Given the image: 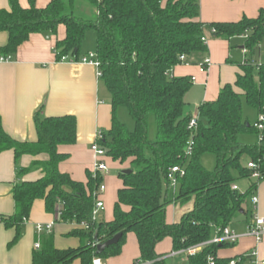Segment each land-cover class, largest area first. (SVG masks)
<instances>
[{
    "label": "trees",
    "instance_id": "obj_1",
    "mask_svg": "<svg viewBox=\"0 0 264 264\" xmlns=\"http://www.w3.org/2000/svg\"><path fill=\"white\" fill-rule=\"evenodd\" d=\"M11 9L0 10V33L9 35L8 44L0 48L4 59L17 54L19 48L36 34L56 36L61 27L66 30L63 40L56 43L57 62L62 57L80 60L79 54L86 33L97 35V60L101 82L112 98L113 123L100 142L107 159L123 170L118 178V191L113 220L92 221L95 193L104 178L87 173V183L75 181L59 170L69 159L61 147L77 142V119L74 116L39 118L36 116L38 141L19 143L7 135L0 118V154L15 153L16 163L23 156L46 155L45 162H34L19 169V183L14 188L15 214L2 218L6 228L15 229L10 246L18 243L21 227L29 220L34 203L43 200L50 213L60 214L64 223H88L74 235L81 239L76 249L59 250L53 237L43 239L34 251L33 264H93L121 256L127 236H136L140 258L144 264H168L157 247L171 239L173 251L180 252L208 243L217 229L230 227L236 216L253 197L258 183L264 179V63L252 60L238 64L235 83L224 86L218 98L198 108L199 123L195 135L189 130L193 116L189 115L186 96L193 87L192 78H175L173 70L181 65V56L190 58L207 51L203 38L229 40L246 36L245 49L250 56L264 46V11L256 19L234 23L205 24L200 21V0H84L96 10L94 20L75 15L76 0H53L39 8L35 0L23 8L19 0H9ZM244 102L257 111L258 120L252 125L244 115ZM125 107L135 121L130 132L117 119L119 108ZM155 117L157 139L150 141L148 125ZM255 135L257 142L246 144L241 138ZM192 142V143H191ZM190 152V153H189ZM216 158L213 171L207 170L202 159ZM255 163L257 170L247 165ZM174 167L185 169L173 200L169 198L168 174ZM129 170L131 173L125 174ZM41 171L42 178L28 182L23 177ZM258 171L261 178L241 193L234 190L239 182L253 180ZM102 199V198H101ZM171 205L191 209L179 222L169 223ZM123 233L121 241L97 254V245ZM233 245H210L186 264H245L249 256L221 259L218 252Z\"/></svg>",
    "mask_w": 264,
    "mask_h": 264
},
{
    "label": "crops",
    "instance_id": "obj_2",
    "mask_svg": "<svg viewBox=\"0 0 264 264\" xmlns=\"http://www.w3.org/2000/svg\"><path fill=\"white\" fill-rule=\"evenodd\" d=\"M35 1L39 8H43L53 0ZM19 3L23 8L30 7V0H19ZM10 9L9 0H0V10L10 11ZM262 11H264V0H200L199 19L205 24L234 23L245 18L256 19ZM65 36L64 27L59 29L56 36L51 33L36 34L22 45L17 54L10 57V60L0 55V118L5 133L12 139L19 143L33 144L38 141L35 122L37 115L41 119L74 116L77 119V142L73 146L60 148L62 153L69 155V159L60 164L59 170L69 174L77 182L87 183V173H93L97 162L91 150L97 132L102 130L108 133L112 128V98L98 78L97 69L94 66L57 62L56 43L63 40ZM8 40L7 33H0V48L5 47ZM245 41L246 36L229 40L209 38L205 53L188 58V63L181 64L173 70L172 74L175 78L195 80L186 96L188 111L193 105L198 113V108L202 104L213 102L218 98L224 86L233 85L239 73L238 64H244L249 60L257 63L254 56L256 52L250 56L245 49ZM86 56L88 55L81 48L79 58ZM208 57L212 61V66L208 74H203L200 72L199 65ZM243 105L245 109L247 104L244 102ZM189 113L193 118L198 115L191 111ZM47 160L46 155L23 156L16 163L13 151L0 154V219L15 214L14 188L20 181L19 169H27L34 162ZM105 161L109 170L111 167H117V164L110 159ZM42 176L41 171H36L25 175L22 180L33 182ZM111 180L109 172L104 177L106 192L101 195L105 209H109L106 222L113 220L114 206L112 208V204L110 205L112 199L110 195L114 194L113 198L116 201L118 191L122 188L119 178L113 183ZM246 181L244 190L241 189L240 182L237 184L238 191L241 193L246 192L253 182H257L254 179ZM254 194L259 198L256 213L264 219V179L258 183ZM253 215L250 198L244 210L236 216L231 225L232 229L240 235L239 241L229 248L221 249L218 252L219 258L234 259L249 256L257 251L256 261L249 259L245 264H264V241L258 243L254 237L247 234ZM174 221L175 218L168 222L174 223ZM49 224H54L51 236L57 249H76L81 246V239L74 233L82 227L76 223L62 222L58 215L47 211L43 200H37L29 220L25 221L21 227V237L15 245L10 246L16 236L15 229H8L4 223H0V264H33L35 245L50 236L38 234L37 226ZM215 234L216 231L213 237ZM128 236L132 238V243L125 244L121 256L103 261L104 264H137L136 261L140 257L138 241L135 235ZM161 244H164L163 247ZM161 244L158 245L157 252L167 257V261L182 255L171 257L174 253L171 239H166ZM170 248L171 254L168 252ZM187 261L188 256L185 263ZM73 264L82 263L76 261Z\"/></svg>",
    "mask_w": 264,
    "mask_h": 264
},
{
    "label": "built area",
    "instance_id": "obj_3",
    "mask_svg": "<svg viewBox=\"0 0 264 264\" xmlns=\"http://www.w3.org/2000/svg\"><path fill=\"white\" fill-rule=\"evenodd\" d=\"M202 41L204 42V44L206 45L208 44L207 38H203ZM58 62L59 63H71V64L81 63V64L92 65L97 69L98 78L101 79L102 77V73L100 71V63L97 60V56L94 54H90L84 58H81L80 60H76L73 57L66 56V57H62L61 60H59ZM180 62L181 64L188 63V58L186 56H181ZM211 66H212V61L208 57L203 61L202 64L199 65L200 72L203 74H208ZM192 81L194 84L195 80L193 79ZM260 120L264 122V118H261ZM198 123H199V117H194L192 121L190 122L189 130L191 131L192 135H195V132L198 128ZM256 128L259 131H263L264 126L261 123V124L256 125ZM104 138H105V133L102 130H99L97 132L96 140L91 147L92 152L95 154L97 158V162L93 170L94 178H97L99 176L104 178L110 172L109 167L105 161L107 159V151L104 148H102L100 145V142L103 141ZM247 168L249 170H257L258 166L255 163L251 162V163H248ZM184 176H185L184 168L174 167L169 171L168 178H167L168 189L169 191L173 192V196L176 195V192L178 190L179 179L183 178ZM252 178L256 181H259L261 178V175L258 171H256L253 173ZM234 190H238V188L234 187ZM105 192H106V186L103 183L95 193V208H94L93 215H92V221L94 222L98 221L100 219L101 214L105 211V203L101 199V195H103ZM251 203H252V207L254 210V215L248 227L247 234L248 236L254 237L258 243H262L264 241V219L256 213L258 209V204H259V198L257 195L255 194L253 195V197L251 198ZM58 217L59 219H61L60 214H58ZM0 223H3L2 219H0ZM81 227L85 230L90 229L89 224L85 222L81 224ZM53 230H54V224L37 226V232L40 235H45V234L51 235L53 233ZM239 239H240V235H238L232 229L231 226L225 229H217L216 234L214 235L212 240L209 241L208 243L201 244V245H198V246H195V247H192L187 250L180 251V252H174L171 255V257H175L180 254H186L188 257L196 256L207 246H210V245L221 246L223 244L235 245L239 241ZM35 249L36 250L40 249V242H38L35 245ZM249 257L256 261L257 251L252 252L249 255ZM165 259H167V257ZM93 264H104V263H103V260H101L100 258H95L93 260ZM137 264H144V263L138 262ZM208 264H215L214 257H209ZM232 264H235V263H232Z\"/></svg>",
    "mask_w": 264,
    "mask_h": 264
},
{
    "label": "rangeland",
    "instance_id": "obj_4",
    "mask_svg": "<svg viewBox=\"0 0 264 264\" xmlns=\"http://www.w3.org/2000/svg\"><path fill=\"white\" fill-rule=\"evenodd\" d=\"M75 15L81 18H84L86 20H94L96 18V10L93 8V6L88 3L85 2L84 0H76V11H75ZM82 50L83 52H85V54L89 55L94 54L96 55L97 53V35L96 32L94 30H89L86 33L83 45H82ZM255 58L257 61L258 65H261L262 63H264V46L260 47V50H257L255 53ZM192 107L190 108V110L188 112H192L193 114L197 113V109H195L193 107V105H191ZM198 114V113H197ZM244 114L246 116V118L249 119V121L251 122L252 125L256 124L257 120H258V115H257V111L254 110L253 108H250L247 106H245L244 109ZM198 117V115L196 116ZM117 119L123 123L126 128L130 131V132H134L136 129V124L134 119L132 118V116L129 113V110L125 107H121L118 109L117 111ZM148 137L150 141H156L157 139V125H156V121H155V117L154 116H150L149 118V125H148ZM241 141L243 143L246 144H254L257 142V137L255 135H246L244 137L241 138ZM202 164L203 166L209 170V171H213L215 169L216 166V158L213 155H207L205 157H203L202 159ZM244 165H247V160L245 159L243 161ZM123 170V167H121L119 164H117V167H111L110 170V176H111V183H113L114 181H117V177L119 175V172ZM107 184V180L105 181ZM247 184V181L244 180L242 182L239 183V185L241 186V189H245ZM113 187V185L111 186ZM110 187V189H111ZM170 200H172L173 198V192L170 191ZM113 195H110V197H112V199L110 200V205L112 204V208L114 206V203L116 202L115 199L113 198ZM189 207H191V205H188L186 207H181L179 205H171L168 209L167 212V219L168 221H173V219L175 218V222H179L182 218V213L185 212L187 209H189ZM107 215L109 216V209L107 208V210L105 209L104 213L102 214V217L100 220L105 221V219H107ZM106 222V221H105ZM131 237L127 236L126 239V243H128V245H130L131 242ZM164 244H161V246L163 247ZM170 252L169 254H171V248H170ZM165 252V253H168ZM140 258V257H139ZM187 259V255L182 254L181 256H179L176 259L173 260H168V264H186L185 261Z\"/></svg>",
    "mask_w": 264,
    "mask_h": 264
},
{
    "label": "water",
    "instance_id": "obj_5",
    "mask_svg": "<svg viewBox=\"0 0 264 264\" xmlns=\"http://www.w3.org/2000/svg\"><path fill=\"white\" fill-rule=\"evenodd\" d=\"M124 173L129 174V173H131V171L126 170V171H124ZM122 237H123V233H120V234L114 236L112 239L105 242L104 244L97 245V254L101 255L108 248L117 245L121 241Z\"/></svg>",
    "mask_w": 264,
    "mask_h": 264
}]
</instances>
